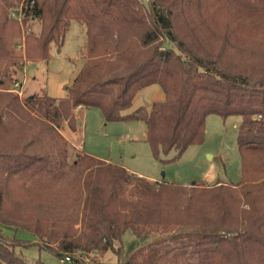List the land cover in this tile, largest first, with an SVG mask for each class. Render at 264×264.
Instances as JSON below:
<instances>
[{"label":"trees","instance_id":"obj_1","mask_svg":"<svg viewBox=\"0 0 264 264\" xmlns=\"http://www.w3.org/2000/svg\"><path fill=\"white\" fill-rule=\"evenodd\" d=\"M17 2L40 22L24 55ZM71 19L84 61L66 95L20 96L12 68L48 58ZM154 83L162 100L124 112ZM79 106L143 120L153 155L170 161L204 141L207 115L238 114L239 179H150L75 150L60 127L76 129ZM5 228L79 264L108 252L116 264H264V0H0V264H45L27 263L25 239Z\"/></svg>","mask_w":264,"mask_h":264},{"label":"rangeland","instance_id":"obj_2","mask_svg":"<svg viewBox=\"0 0 264 264\" xmlns=\"http://www.w3.org/2000/svg\"><path fill=\"white\" fill-rule=\"evenodd\" d=\"M141 1L148 3V0ZM19 7V2L11 6L9 16L18 22L21 29V36L15 43V52L24 55V35L30 32L38 34L40 22L37 19H24L17 13ZM83 41V25L71 19L62 45L58 48L51 43L48 58L25 60L22 66L12 68L16 78L13 89L22 97L43 91L57 98L65 96L67 86L72 83L84 61L80 55ZM162 99L163 91L158 83L145 86L137 91L130 107L124 112H130L140 105L150 109L155 101ZM75 119V130H71L65 122L60 127L61 133L75 150H83L96 157L122 164L136 174L150 179L174 180L184 184L194 181L214 183L217 180L235 182L239 179L237 128L241 116L238 114L226 118L216 114L207 115L204 141L188 146L172 161L166 160L172 153L168 155L160 153L158 157L153 155L144 136L145 122L141 119L107 121L99 108L80 106L75 110ZM4 232L10 237L25 239V243L17 244L16 248L21 251L27 263L42 261L45 264H79L60 259L52 250L40 246L26 231L5 228ZM153 234L156 236L157 231ZM131 236L134 238L133 234L124 232L122 241L117 242L122 246L120 248L124 256L130 252L127 245L132 239ZM95 256L96 261L92 262L87 257L81 261L86 264H116V256L110 252Z\"/></svg>","mask_w":264,"mask_h":264},{"label":"built area","instance_id":"obj_3","mask_svg":"<svg viewBox=\"0 0 264 264\" xmlns=\"http://www.w3.org/2000/svg\"><path fill=\"white\" fill-rule=\"evenodd\" d=\"M21 7V6H20ZM20 7H19V10L17 11V13L19 14V15H22V12L20 11ZM23 16V15H22ZM62 260H65V261H71L72 260V258L69 256V255H65L63 258H62Z\"/></svg>","mask_w":264,"mask_h":264},{"label":"crops","instance_id":"obj_4","mask_svg":"<svg viewBox=\"0 0 264 264\" xmlns=\"http://www.w3.org/2000/svg\"><path fill=\"white\" fill-rule=\"evenodd\" d=\"M130 171V170H129ZM138 175H140V174H138Z\"/></svg>","mask_w":264,"mask_h":264}]
</instances>
